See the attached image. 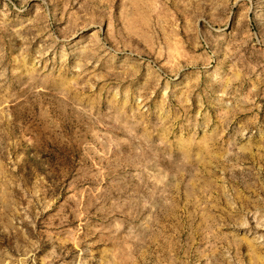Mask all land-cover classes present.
Returning <instances> with one entry per match:
<instances>
[{
	"label": "rangeland",
	"instance_id": "374dc122",
	"mask_svg": "<svg viewBox=\"0 0 264 264\" xmlns=\"http://www.w3.org/2000/svg\"><path fill=\"white\" fill-rule=\"evenodd\" d=\"M0 264H264V0H0Z\"/></svg>",
	"mask_w": 264,
	"mask_h": 264
}]
</instances>
